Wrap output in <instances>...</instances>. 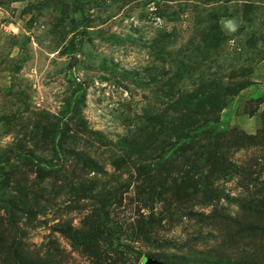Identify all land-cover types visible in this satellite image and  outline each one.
Returning <instances> with one entry per match:
<instances>
[{
    "label": "rangeland",
    "instance_id": "374dc122",
    "mask_svg": "<svg viewBox=\"0 0 264 264\" xmlns=\"http://www.w3.org/2000/svg\"><path fill=\"white\" fill-rule=\"evenodd\" d=\"M264 264V0H0V264Z\"/></svg>",
    "mask_w": 264,
    "mask_h": 264
},
{
    "label": "water",
    "instance_id": "95a60500",
    "mask_svg": "<svg viewBox=\"0 0 264 264\" xmlns=\"http://www.w3.org/2000/svg\"><path fill=\"white\" fill-rule=\"evenodd\" d=\"M144 264H162V263L147 259V260L144 261Z\"/></svg>",
    "mask_w": 264,
    "mask_h": 264
}]
</instances>
